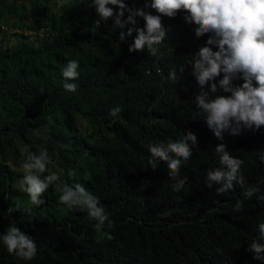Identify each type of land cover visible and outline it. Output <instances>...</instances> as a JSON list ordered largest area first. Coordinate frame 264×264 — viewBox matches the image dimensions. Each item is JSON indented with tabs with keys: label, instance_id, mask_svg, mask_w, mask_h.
<instances>
[{
	"label": "trees",
	"instance_id": "obj_1",
	"mask_svg": "<svg viewBox=\"0 0 264 264\" xmlns=\"http://www.w3.org/2000/svg\"><path fill=\"white\" fill-rule=\"evenodd\" d=\"M143 3L126 0L134 8ZM90 5L0 0V233L15 223L38 249L23 261L0 245V264H259L246 247L264 222V200L257 198L264 193V126L217 140L195 115L192 60L207 34L196 37L186 10H177L161 17L167 31L157 56L130 53L135 31L123 42L119 33L141 28L143 20L116 29ZM10 36L14 41L5 43ZM69 59L79 65L74 93L61 86L60 69ZM181 64L177 80H168V69ZM217 94L227 95L209 96ZM117 105L121 112L109 116ZM185 131L198 143L180 169L184 188L173 192L166 161L150 165L145 144ZM220 143L242 161L243 184L224 193L204 185L205 170L219 166L214 148ZM42 149L50 158L44 174L83 184L109 213L111 228L97 233L86 213L59 203L58 182L31 215L23 214L21 165L28 152ZM250 186L259 192L245 198Z\"/></svg>",
	"mask_w": 264,
	"mask_h": 264
},
{
	"label": "clouds",
	"instance_id": "obj_2",
	"mask_svg": "<svg viewBox=\"0 0 264 264\" xmlns=\"http://www.w3.org/2000/svg\"><path fill=\"white\" fill-rule=\"evenodd\" d=\"M58 2L65 4L68 0ZM90 6L100 21L111 18L116 29L134 25V17H140L143 26L135 29L128 27L126 32L119 33L118 39L123 42L135 31L128 51L145 50L151 56H157L159 46L165 40L167 29L162 25L161 17L172 18L177 10H186L183 12L184 21L195 25L194 35L200 37L207 34L203 46L199 47L192 60V75L199 87V93L194 98L195 115L204 120L217 140H222L225 132L238 135L241 128L256 131L264 126V0H144L140 8L128 6L126 0H91ZM183 67V64L170 67L167 79L175 82L178 71ZM78 68L76 59L67 60L61 67V86L66 92H76ZM217 77L220 78L217 80ZM238 80L242 83H234ZM205 85L207 91L204 90ZM218 90L227 95L209 96V93H217ZM120 112L119 105L111 107L109 116L117 117ZM197 143L196 135L185 131L175 139L169 137L145 144L150 165L155 167L158 160L166 161L173 192H180L185 186L187 178L181 177L180 169L192 156ZM214 151L219 166L205 170V187L211 189L216 186V193H224L232 190L234 183L242 185V161L231 156L223 143L216 145ZM261 159H264V154ZM49 162L46 150L42 149L38 154L27 153L21 165L23 175L17 182L19 191L27 196L23 214L31 215L33 207L43 204L42 194L58 182L59 203L68 209L76 208L86 213L88 219L94 221L93 228L97 233L103 232L106 227L111 228L109 213L83 184L69 185L60 181L56 172L44 174ZM258 192V187L250 186L243 196L248 198ZM257 198L264 200V193ZM242 204L243 201L238 199L234 210L239 211ZM256 230L258 234L247 245L246 251L254 261L264 264V222L258 223ZM0 245L8 254L23 261L32 260L38 252L35 241L15 223L0 233Z\"/></svg>",
	"mask_w": 264,
	"mask_h": 264
},
{
	"label": "rangeland",
	"instance_id": "obj_3",
	"mask_svg": "<svg viewBox=\"0 0 264 264\" xmlns=\"http://www.w3.org/2000/svg\"><path fill=\"white\" fill-rule=\"evenodd\" d=\"M5 43L7 42V41H9V43H11V42H13L14 41V38L12 37V36H10L9 38H5Z\"/></svg>",
	"mask_w": 264,
	"mask_h": 264
}]
</instances>
